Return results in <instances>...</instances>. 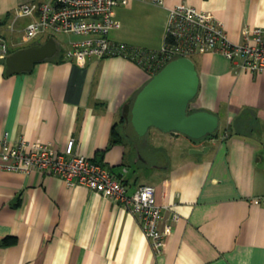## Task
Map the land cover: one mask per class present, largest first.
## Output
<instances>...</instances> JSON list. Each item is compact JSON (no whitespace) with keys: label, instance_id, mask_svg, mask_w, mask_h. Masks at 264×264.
<instances>
[{"label":"crops","instance_id":"crops-1","mask_svg":"<svg viewBox=\"0 0 264 264\" xmlns=\"http://www.w3.org/2000/svg\"><path fill=\"white\" fill-rule=\"evenodd\" d=\"M32 1L42 0H0L7 55L49 37L57 52L17 74L5 75L0 63V138L48 142L57 152L74 139L75 153L121 177L127 194L152 185L161 227L171 230L155 255L136 218L110 199L55 176L0 167V264H264V71L195 54L198 90L187 114L215 116L216 129L197 140L155 127L139 136L122 108L155 73L122 56L67 60L64 50L77 37L61 43L49 31L22 46L31 19L15 11ZM179 3L214 16L234 43L244 28L264 27V0H139L115 8L119 27L109 40L159 50L169 9ZM122 119L133 133L112 143Z\"/></svg>","mask_w":264,"mask_h":264},{"label":"built area","instance_id":"built-area-1","mask_svg":"<svg viewBox=\"0 0 264 264\" xmlns=\"http://www.w3.org/2000/svg\"><path fill=\"white\" fill-rule=\"evenodd\" d=\"M139 0H42L26 2L15 11L17 17L31 20L24 27L26 41H36L43 31L77 37L64 50V58L83 64L90 58L122 56L150 74L175 58L214 52L238 61V70L264 71V27L244 28L239 43L230 41L224 26L211 14L184 3L169 9L165 41L159 50L137 49L109 40L111 30L119 27L115 8ZM143 1V0H142ZM162 5L163 0H147ZM7 48L0 37V57ZM74 139L57 152L48 142H14L7 134L0 138V167L7 171L60 178L66 185H83L129 211L140 223L153 254L162 253L171 225L161 227L162 208L156 204L154 187L141 184L127 194L123 179L98 162L74 151ZM176 220V218H174Z\"/></svg>","mask_w":264,"mask_h":264},{"label":"water","instance_id":"water-1","mask_svg":"<svg viewBox=\"0 0 264 264\" xmlns=\"http://www.w3.org/2000/svg\"><path fill=\"white\" fill-rule=\"evenodd\" d=\"M57 52L56 41L49 37L44 43L31 45L0 57L5 75L29 71L33 64L51 59ZM198 90V75L189 58L167 62L136 94L132 104H125L122 116L142 136L148 128L178 132L197 140L212 134L217 127L215 116L205 112L187 114V107ZM130 115V118L128 116ZM208 147L191 148V154H203Z\"/></svg>","mask_w":264,"mask_h":264},{"label":"rangeland","instance_id":"rangeland-1","mask_svg":"<svg viewBox=\"0 0 264 264\" xmlns=\"http://www.w3.org/2000/svg\"><path fill=\"white\" fill-rule=\"evenodd\" d=\"M56 37V39L61 42V43H68L69 40H74L76 37L75 36H69V35H64V34H56L54 35ZM22 39L21 37H19V40ZM23 39L24 36H23ZM32 42L34 43V41H26V43H23L22 46H26V45H29V44H32ZM115 129H116V133L121 135V136H124L126 133H133V131L130 129V127L127 125L125 126V122L120 120L116 123L115 125Z\"/></svg>","mask_w":264,"mask_h":264},{"label":"trees","instance_id":"trees-1","mask_svg":"<svg viewBox=\"0 0 264 264\" xmlns=\"http://www.w3.org/2000/svg\"><path fill=\"white\" fill-rule=\"evenodd\" d=\"M58 57H59L60 59H63V55H62L61 52L58 53ZM111 141H112V143H115V142H118V141H119L118 134L115 132V130H114V132H113V134H112V139H111Z\"/></svg>","mask_w":264,"mask_h":264}]
</instances>
